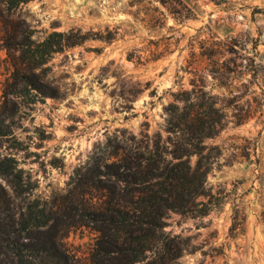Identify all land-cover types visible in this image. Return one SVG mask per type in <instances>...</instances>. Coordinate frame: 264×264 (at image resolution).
<instances>
[{
  "label": "rangeland",
  "instance_id": "obj_1",
  "mask_svg": "<svg viewBox=\"0 0 264 264\" xmlns=\"http://www.w3.org/2000/svg\"><path fill=\"white\" fill-rule=\"evenodd\" d=\"M21 23L35 41L51 32L86 36L51 58L41 77L57 97L20 104L13 138L1 149L39 199L65 193L106 135L138 133L146 122L157 131L170 94L188 88L210 47L225 59L249 54L264 66V0H30L12 11L0 4V103L19 55L13 38ZM243 93L264 106V88ZM206 144L221 151L207 178L217 204L205 217L167 216L166 232L191 238L192 252L180 263L264 264V108L243 124L231 119ZM93 241L79 228L65 244L85 258Z\"/></svg>",
  "mask_w": 264,
  "mask_h": 264
},
{
  "label": "trees",
  "instance_id": "obj_2",
  "mask_svg": "<svg viewBox=\"0 0 264 264\" xmlns=\"http://www.w3.org/2000/svg\"><path fill=\"white\" fill-rule=\"evenodd\" d=\"M29 1L0 4L12 11ZM14 38L19 55L2 86L0 103V264H181L192 252L191 238L166 232L167 216L205 217L216 206L207 178L221 151L206 141L231 119L240 125L262 112L264 106L252 105L243 92L255 87L263 91L264 66L249 54L225 59L210 47L200 54L188 88L170 94L157 131L150 133L146 122L138 133L117 129L106 135L74 170L66 192L46 200L33 197L17 160L1 149L13 138L10 123L20 104L57 97L41 77L51 58L80 45L86 36L51 32L35 41L21 23ZM79 228L94 235L85 258L65 244Z\"/></svg>",
  "mask_w": 264,
  "mask_h": 264
}]
</instances>
